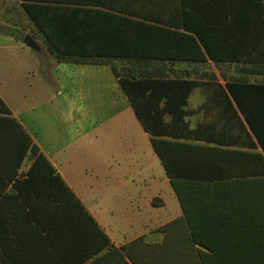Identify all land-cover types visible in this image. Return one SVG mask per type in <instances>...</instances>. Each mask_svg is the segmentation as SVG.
<instances>
[{"label": "crops", "instance_id": "0c3cea01", "mask_svg": "<svg viewBox=\"0 0 264 264\" xmlns=\"http://www.w3.org/2000/svg\"><path fill=\"white\" fill-rule=\"evenodd\" d=\"M35 1L152 19L162 26L166 20L179 31L184 30L172 25L194 20L202 29L208 15L217 18L222 11V0ZM22 14L32 21L25 10ZM34 29L41 36L30 35L40 47L37 51L47 50L46 37L36 25ZM177 44L167 46L177 49ZM2 48L12 50L0 53V97L10 110L7 116L23 127L54 171L38 170L35 181L25 182L34 162L30 146L15 172V161L3 156L6 145L0 144V264H88L141 237L161 242L159 228L185 215V209L153 139L168 149L174 176L200 179L184 192L199 225L203 244L198 247L208 262L264 264V170L248 165L224 169L222 153L213 155L205 148L263 151L261 146H242L238 121L226 122L234 116L216 85L226 82L217 68L216 79L196 76L190 66L203 63L177 60L186 66L183 78H155L200 83L183 107L188 114L177 116L175 99L164 110L169 100L158 99V88L148 102L141 100L139 116L111 64L17 57L15 50L29 55L26 48H33L11 31L0 30ZM250 81L264 83V75ZM214 114L218 116L212 118ZM145 123L157 132L148 131ZM50 184L63 192L62 199L46 197ZM156 198L160 201L155 204Z\"/></svg>", "mask_w": 264, "mask_h": 264}, {"label": "trees", "instance_id": "16d2710c", "mask_svg": "<svg viewBox=\"0 0 264 264\" xmlns=\"http://www.w3.org/2000/svg\"><path fill=\"white\" fill-rule=\"evenodd\" d=\"M22 6L46 37L49 52L59 61L111 64L139 116H142L141 100L148 102L154 96L152 92L159 88L162 92L158 99L162 100L164 97L169 100L168 103L166 101L164 110L175 99L180 109V115L177 116L183 118L188 114L183 107L188 102L189 94L200 83L194 80L156 79V75L150 71H139L137 67H124L125 72H122L112 62V58L137 61L140 64L166 60L202 62L207 59L216 63L236 64L243 76H225V85H216L225 93V108L232 111L244 136L250 139L249 142L241 141L242 146L245 143L255 149L261 146L263 151L248 153L226 147L205 148L213 155L215 151L222 153L224 169L248 165L254 170H264V83L251 82L248 78L249 75H264V0H222L221 13L217 18L208 15L202 29L194 20L172 25L183 28L184 31L171 29L166 20L165 26H162L153 23L152 19L130 18L88 7L35 0L24 2ZM169 42H177L179 48H169ZM241 65L246 66L244 71L240 70L244 68ZM9 113V108L0 97V144L6 145L3 156L8 155L15 161L17 172L30 146L34 162L25 182L32 183L36 180V171L54 169L23 127L7 116ZM145 127L150 132H157L150 129L147 123ZM252 135L257 141L253 140ZM153 143L184 206L185 215L159 228L164 233L161 242L149 243L141 237L120 248H110L88 264H210L206 254L198 247L203 244L198 231L199 225L194 222V216L188 210L189 199L184 192L193 189L196 185L193 181L200 179L174 176L168 149L162 148L155 139ZM203 180L210 182L215 179ZM49 186L46 197L53 201L62 199L63 192L55 190L53 184ZM64 187L75 198V194L67 186ZM35 194L34 198L37 199L39 194L37 191ZM159 201L158 198L154 199L155 204ZM80 207L85 209L83 205Z\"/></svg>", "mask_w": 264, "mask_h": 264}, {"label": "rangeland", "instance_id": "374dc122", "mask_svg": "<svg viewBox=\"0 0 264 264\" xmlns=\"http://www.w3.org/2000/svg\"><path fill=\"white\" fill-rule=\"evenodd\" d=\"M148 1V0H144ZM144 4V3H143ZM22 9V10H21ZM23 10H25L22 6V4L19 2V0L11 1V0H0V30L4 31H11V32H17L19 34V38L22 39L23 36L26 35H34V36H40L38 32H35L34 29V23L27 18L26 15H23ZM37 27V26H36ZM38 29V28H37ZM35 30V31H34ZM39 31V30H38ZM41 37V36H40ZM26 51H30L29 55H26V52L24 50H15V54H17V57L21 58H43V57H55L52 55L49 50H33L30 48H26ZM0 53H10L12 54V50L8 52L6 48L0 49ZM112 62L115 63V65L121 70L122 72H125L124 67H137L139 71H150L153 75L156 76H170V77H176V78H183L185 74L186 66H183L181 64L182 61H173V60H166V61H149L147 63L140 64L137 61H131V60H125L120 58H112ZM201 62V61H198ZM203 63L201 66L192 67L193 75L199 76L207 74V76H210L212 79H216V71L215 68L218 69L220 73L223 74L224 78L225 76L227 78H232L234 76H240L243 75L239 73L236 64L233 63H209L206 61H202ZM244 68H240V70H245L246 66L241 65ZM247 76V75H244ZM248 78H254L253 75H249ZM218 116L217 114H214L212 118ZM225 117V116H224ZM235 119H232L231 117L226 122L232 123L235 122ZM239 124V123H238ZM244 134L241 128L238 131V142L241 143L243 140ZM173 148V147H172Z\"/></svg>", "mask_w": 264, "mask_h": 264}, {"label": "water", "instance_id": "95a60500", "mask_svg": "<svg viewBox=\"0 0 264 264\" xmlns=\"http://www.w3.org/2000/svg\"><path fill=\"white\" fill-rule=\"evenodd\" d=\"M24 42L33 49L39 50L40 48L37 42L30 35H26L24 37Z\"/></svg>", "mask_w": 264, "mask_h": 264}]
</instances>
